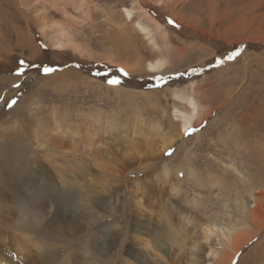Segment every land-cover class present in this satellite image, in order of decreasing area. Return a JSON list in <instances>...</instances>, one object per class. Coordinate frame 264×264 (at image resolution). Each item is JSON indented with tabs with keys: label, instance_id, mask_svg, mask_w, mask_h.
Returning a JSON list of instances; mask_svg holds the SVG:
<instances>
[{
	"label": "rangeland",
	"instance_id": "rangeland-1",
	"mask_svg": "<svg viewBox=\"0 0 264 264\" xmlns=\"http://www.w3.org/2000/svg\"><path fill=\"white\" fill-rule=\"evenodd\" d=\"M138 22L166 32V46L158 38L154 49ZM263 39L264 0H0V198L13 186L29 212L41 208L46 180L63 188L45 156L54 149L73 174L67 213L90 203L89 216L101 218L93 237L117 229L124 249L134 220L183 245L180 264H209L223 228L245 223L251 198L264 212ZM156 59L166 69L151 73ZM188 91L204 109L181 135L174 111L189 110L178 97ZM19 163L43 182L35 193L16 183ZM259 223L230 264H264V214ZM30 232L58 256L76 242L56 243L41 224ZM117 254L106 262L118 264Z\"/></svg>",
	"mask_w": 264,
	"mask_h": 264
},
{
	"label": "bare ground",
	"instance_id": "bare-ground-1",
	"mask_svg": "<svg viewBox=\"0 0 264 264\" xmlns=\"http://www.w3.org/2000/svg\"><path fill=\"white\" fill-rule=\"evenodd\" d=\"M133 12L132 10L125 11L128 22L132 20ZM154 23H156V32L160 31L161 34L162 26L156 21ZM136 28L154 49H158V38L166 46V32L157 36L153 33L155 32L153 29H150L149 26L141 22L136 24ZM56 37L54 40L55 46L59 48L65 47L59 37ZM165 67V62L160 59L147 63V70L151 73L163 72L166 69ZM178 97L181 98V102L185 106H188L189 109L188 111H174V115H176L175 120L179 122V126L182 129L180 133L182 135L189 132L196 122L201 120L200 117L203 114L204 107L199 105L189 91L180 94ZM55 138L56 136L48 137L47 140L50 143H54ZM59 142L61 143L62 141ZM55 152L59 156L58 151L54 149L45 156L50 163V167L52 166L55 169L53 173L57 174V178L63 188H60L51 179L46 180L48 184L46 189L48 193L50 192V197L41 205V208L39 207L37 211L32 210V212H29V209L26 208V200L21 196L22 194L18 193L17 188L13 186H8V191L11 194L10 199L5 197L0 198V226L3 229L0 232V264H52L55 259L54 264H60L57 258L66 253L68 255L64 259H61L63 264H112L111 261L106 262V259L108 257L114 258V256L118 255L117 253L123 255L118 264H180L181 259L184 257L183 245L181 246L182 251L179 249L180 245L171 243L170 240L172 238L170 237L172 236L168 235L169 233H159L149 227H147V231L144 229L145 224L138 221H131L134 230L132 231L133 233H126V237L128 236L130 243L124 249L121 248V244L125 233H119L117 229H110L102 234L95 233L96 237H93L92 231L89 228L98 224L101 218H98L96 215L89 216L91 210L90 203H82V209L73 212L74 214L67 213V206L70 209L71 203L75 199V193L69 186L73 182V174L71 170H60L62 166H66L65 169L69 168V161L68 158L64 159V163H62L64 165H62L59 159L53 160ZM19 164L20 171L17 174L14 173V176H17L16 183L18 185L24 186L31 193H35L36 189L44 186L43 182L39 183V185L34 182L26 170L27 168H23L24 164ZM166 174H168V171H166ZM161 176H163V181H165V175L161 174ZM172 190H176V188L173 187ZM110 193L112 191L105 192L107 196ZM261 196H264V192L261 193ZM260 198H251L249 202L251 203L249 205L250 211L245 215V223L240 224L235 229L223 228L221 234L222 241L218 244L220 248L211 247L210 254L212 260L208 262L209 264H230L234 255L251 239L253 234L252 232L249 233V227L254 226L258 228L261 223H259V219L264 214L262 205L259 203ZM93 209L95 208L93 207ZM40 224L41 226L50 228V231L54 233V238L57 239L54 241H58L56 243L64 242L65 239H73L76 242L70 245V248H61L62 254L58 256L60 247L57 249L55 243L40 240L38 236H34L30 232L31 229H37ZM207 227L205 238L206 241H209L215 232L213 227ZM250 229L252 228L250 227ZM175 234L177 237L181 235L180 227ZM178 240V238L175 239V241ZM200 259H203L202 256H200ZM205 263H207L206 259H203V264Z\"/></svg>",
	"mask_w": 264,
	"mask_h": 264
},
{
	"label": "snow or ice",
	"instance_id": "snow-or-ice-1",
	"mask_svg": "<svg viewBox=\"0 0 264 264\" xmlns=\"http://www.w3.org/2000/svg\"><path fill=\"white\" fill-rule=\"evenodd\" d=\"M169 23H172V21H169ZM236 55H239V53H233V55H232V56H229L228 59H229V60H232ZM21 64H23V62H21ZM52 71H53V69L50 68V67H49V68H44V69H43V72H44V74H46V75L49 74V73H51ZM99 73H100V71H97V72H95L94 74H95V75H99ZM193 74H195V70H193ZM17 75H23V70L17 72ZM105 75H107V73H105ZM177 78H179V77H177ZM160 79L165 80V82H167L166 78H164V77H161ZM107 83L110 84V85H116V84H119L120 81H119V80H112V79H109V80L107 81ZM17 87H18V86H17ZM15 103H16V101L13 100V101L8 105V107H12Z\"/></svg>",
	"mask_w": 264,
	"mask_h": 264
}]
</instances>
